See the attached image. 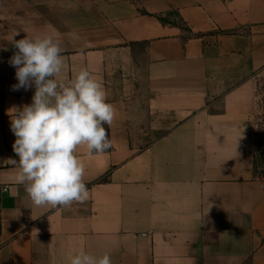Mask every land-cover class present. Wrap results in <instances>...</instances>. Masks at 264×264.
<instances>
[{"label":"crops","instance_id":"0c3cea01","mask_svg":"<svg viewBox=\"0 0 264 264\" xmlns=\"http://www.w3.org/2000/svg\"><path fill=\"white\" fill-rule=\"evenodd\" d=\"M16 32L57 39L62 78L88 68L115 108L112 147L77 149L84 203L34 206L7 163L9 110L35 91L13 87ZM261 67L264 0H0V264H70L80 250L111 264H264L241 90Z\"/></svg>","mask_w":264,"mask_h":264},{"label":"clouds","instance_id":"9594fccd","mask_svg":"<svg viewBox=\"0 0 264 264\" xmlns=\"http://www.w3.org/2000/svg\"><path fill=\"white\" fill-rule=\"evenodd\" d=\"M10 42L17 51L10 63L16 68L15 89L35 91L32 103L9 110L12 145L18 160L7 163L16 169V182L24 187L36 207L67 208L89 198L85 165L77 149L86 146L89 156L112 147L105 125L111 127L116 111L108 102L102 83L81 68L70 79L63 48L51 35L28 34ZM70 264H111L109 254L95 256L80 250Z\"/></svg>","mask_w":264,"mask_h":264},{"label":"rangeland","instance_id":"374dc122","mask_svg":"<svg viewBox=\"0 0 264 264\" xmlns=\"http://www.w3.org/2000/svg\"><path fill=\"white\" fill-rule=\"evenodd\" d=\"M242 92L247 97V106L249 107V122L253 129H257L258 116L261 114V105H264V67L258 69L255 73L251 75L248 79L241 82ZM264 107V106H262ZM137 135L142 136V133ZM144 139V138H143ZM145 141V140H144ZM143 142V140H142Z\"/></svg>","mask_w":264,"mask_h":264},{"label":"trees","instance_id":"16d2710c","mask_svg":"<svg viewBox=\"0 0 264 264\" xmlns=\"http://www.w3.org/2000/svg\"><path fill=\"white\" fill-rule=\"evenodd\" d=\"M261 100H264V97ZM262 106L264 105H261L262 112L257 117L259 120L257 129L253 131V170L255 176L260 179H264V107Z\"/></svg>","mask_w":264,"mask_h":264}]
</instances>
